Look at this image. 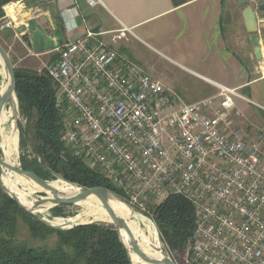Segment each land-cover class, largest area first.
<instances>
[{
  "label": "built area",
  "instance_id": "built-area-1",
  "mask_svg": "<svg viewBox=\"0 0 264 264\" xmlns=\"http://www.w3.org/2000/svg\"><path fill=\"white\" fill-rule=\"evenodd\" d=\"M12 27L11 18L1 25ZM99 37L64 40L46 67L66 147L152 221L150 208L170 196L189 200L190 264H264V130L236 129L235 91L175 106Z\"/></svg>",
  "mask_w": 264,
  "mask_h": 264
},
{
  "label": "crops",
  "instance_id": "crops-1",
  "mask_svg": "<svg viewBox=\"0 0 264 264\" xmlns=\"http://www.w3.org/2000/svg\"><path fill=\"white\" fill-rule=\"evenodd\" d=\"M89 2L24 0L11 7L13 15L7 14L20 28L40 11L36 20L49 36L61 30L63 41L78 40L88 31L99 34L119 55L160 81L175 106L212 98L220 102L222 89L235 91L231 116L236 129L264 130V60L257 61L253 51L261 46L264 58V23L259 33L249 35L235 0H187L178 6L175 0ZM0 45L14 67L29 58L50 63L58 56L54 50L35 54L13 27L0 30Z\"/></svg>",
  "mask_w": 264,
  "mask_h": 264
},
{
  "label": "trees",
  "instance_id": "trees-1",
  "mask_svg": "<svg viewBox=\"0 0 264 264\" xmlns=\"http://www.w3.org/2000/svg\"><path fill=\"white\" fill-rule=\"evenodd\" d=\"M15 73L20 112L34 121V150L52 175L40 169L37 159L22 157V168L46 181L60 177L81 188L104 187L126 201L122 192L89 169L62 141L57 86L48 72L15 69ZM60 208L50 212L60 216ZM150 215L169 252L182 255L193 245L196 212L185 197L170 196L150 208ZM40 218L21 208L0 187V264H133L113 225L92 223L61 229L47 226Z\"/></svg>",
  "mask_w": 264,
  "mask_h": 264
},
{
  "label": "bare ground",
  "instance_id": "bare-ground-1",
  "mask_svg": "<svg viewBox=\"0 0 264 264\" xmlns=\"http://www.w3.org/2000/svg\"><path fill=\"white\" fill-rule=\"evenodd\" d=\"M20 4V3H19ZM16 8V7H15ZM8 13L13 15V9L8 8ZM15 11V10H14ZM16 13V12H15ZM17 15V14H16ZM15 17V16H14ZM15 20V19H14ZM19 25V24H18ZM17 26V25H16ZM20 27V26H19ZM264 63V62H263ZM264 67V66H262ZM263 69V68H262ZM0 76L3 80L0 83V98L4 97L8 93L10 77L6 72L5 65L0 57ZM17 98L14 93L10 95L9 103L6 104L1 116H0V150L3 154V160L11 167L18 168L19 162V136L16 127L17 118ZM0 180L8 191L16 197L19 202L26 208L33 210L37 213L44 214L52 207L54 203L55 196L52 190H48L40 187L36 183L19 176L14 171L4 169L3 173L0 174ZM51 189L55 190L60 198H69L76 196L81 193V190L75 185L69 184L66 181H52L49 182ZM21 187H27L29 191L21 189ZM34 192H42L44 194H52L49 198L43 199L45 204L40 208H36L38 201L31 200L29 194ZM45 208V206H47ZM50 205V206H49ZM84 209L77 217L73 219L56 220L53 223L54 226H67L69 224H84L90 222H102L113 224V221L109 215V212L97 197L93 196L78 203ZM109 205L111 209L115 212L117 216L124 219L129 226L134 238L137 240L143 251L149 256L157 260H163L165 258V252L163 250L162 244L159 239L158 232L155 226L145 218L137 216L132 209L118 201L116 198L112 197L109 200ZM44 208V209H43ZM139 215V214H138ZM58 218V217H57ZM63 218V217H62ZM70 218V217H68ZM143 224H145L143 226ZM121 237L125 245L130 249V257L134 264H145L133 251L131 250V241L128 234L125 231H121Z\"/></svg>",
  "mask_w": 264,
  "mask_h": 264
},
{
  "label": "water",
  "instance_id": "water-1",
  "mask_svg": "<svg viewBox=\"0 0 264 264\" xmlns=\"http://www.w3.org/2000/svg\"><path fill=\"white\" fill-rule=\"evenodd\" d=\"M22 1L24 0H0V30H1V25L7 20H9L10 18L7 14V9L9 7L10 8L15 7L17 3H20ZM235 1L238 3V6L241 10V16L244 22L246 32L249 35H255L259 33L260 25L264 23V0H235ZM186 2L187 0H175V4L177 6L180 4L186 3ZM40 14L41 12L38 11L35 13L36 15V16L34 15L35 17L34 16L28 17L27 23H24V25L21 26L20 28L13 26L15 33L21 36V40L30 49H33L35 54H42L44 52H50V51L56 50L63 43V33L61 30L56 31L55 36H52V35L49 36L47 34L44 27L38 22V20H36V17H38ZM15 17H16V20H19L18 16H15ZM253 51H254V56L256 60L259 62H262L264 60L262 47L259 45L255 46L253 48ZM0 57L2 58V62L5 65L6 72L10 77L8 93L4 97L0 98V116H1L6 104L9 103L10 95L14 93L17 100H18V96H17V89H16L17 82H16L15 67L11 61V58L8 52L1 45H0ZM4 169L14 171L19 176H22L25 179L36 183L40 187L48 189V190H52L55 196V199H54V203L52 207L49 208V210H52L53 208L64 206V205H76L78 203L86 201L90 197H93V196L97 197L99 200H101V202L103 203V205L109 212V215L113 221L112 225L114 226L116 232L118 233L121 242L126 247L129 257H130V249L123 242V239L121 237V231H125L128 234L130 241H131V250L145 264H177V262L174 259H172L171 256L165 251L164 252L166 255L163 260H157L152 257H149L143 251V249L141 248L137 240L134 238L131 230L129 229L127 222L124 219L117 216L115 212L111 209L109 205V200L112 196L116 198L118 201L128 206L130 209H132L131 206L125 200H123L122 198L114 194L111 190L104 188V187H94L91 189H87V188H81L75 185L81 190L80 194L73 196V197H69V198H60L57 192L50 188L49 181L41 179L39 176H37L36 174L32 172L25 171L21 165L18 168L11 167L0 157V174L3 173ZM0 187L10 198H12L16 203H18V205L21 208L25 209L27 212H30L31 214L35 216L41 217L40 219L47 226L51 228H57L56 226L50 224V222H48L45 218H43L40 213H37L33 210H30L24 207L19 202V200L8 191V189L4 186L1 180H0ZM44 204H45V201L40 200L37 202L36 208H40ZM89 224H92V223H89Z\"/></svg>",
  "mask_w": 264,
  "mask_h": 264
},
{
  "label": "rangeland",
  "instance_id": "rangeland-1",
  "mask_svg": "<svg viewBox=\"0 0 264 264\" xmlns=\"http://www.w3.org/2000/svg\"><path fill=\"white\" fill-rule=\"evenodd\" d=\"M15 60V59H14ZM48 62V59H45L44 61L41 59H26L21 66H17L15 65V69H19L22 68L24 70H28L31 71L33 73H41L43 70H46V67L51 63ZM23 67H26L23 68ZM5 80V79H4ZM2 78V76H0V83L5 82ZM17 104H18V109L17 110V118H16V127L18 130V136H19V165L22 166V162H21V158L24 157L29 161H32L33 159H37L38 164H42V159L40 157H38V155L35 153V131H34V121H30L29 119H27L26 117L22 116L21 112H20V107H19V101L17 100ZM22 141H24L25 146L23 147L22 145ZM0 157L3 158V154L2 151L0 150ZM40 169L43 172H49L51 175L52 173L50 172V170L46 167L41 165ZM57 181L59 180H63L62 178L58 177L56 179ZM53 180L49 181L52 182ZM64 181V180H63ZM70 184V183H69ZM73 185V184H72ZM21 189L26 190V193H28L29 191L27 190V187H21ZM52 194H44L42 192H34L29 194V198L31 200H35V201H40L43 200L44 198L47 199L51 196ZM50 206V205H49ZM47 206H45V208H47ZM83 207L79 206V205H64L61 206V208L59 209L60 211L58 212V214H60V216H54V214H52L50 212V210H48L47 212H45L44 214H41V216L43 218H45L48 222H50V224L53 225V223L56 222V220L61 219V220H67V219H73L75 217H77L80 213H82V211L84 209H82ZM44 209V208H43ZM133 212L137 215V216H141L142 218H145L146 220L150 221L156 228L158 235H159V239L160 242L162 244L163 250L165 252H167L172 259H174L177 264H190V257H191V251H192V246L188 248L187 252L182 254V255H176L173 254L171 252L168 251L167 246L162 242L161 240V236L160 233L155 225V223H153L154 221L151 220L150 217H148L147 215L143 214V213H139L136 210H133ZM62 214V215H61ZM139 214V215H138ZM58 217V218H57ZM63 217V218H62ZM70 217V218H68ZM90 223H100V224H104V225H112V224H108V223H102V222H90ZM84 224H89V223H84ZM84 224H78V225H84ZM145 224H143L144 226ZM74 226H76V224H69L68 227L66 226H59L57 228H61V229H71ZM145 227V226H144ZM23 236H25V231L23 229Z\"/></svg>",
  "mask_w": 264,
  "mask_h": 264
}]
</instances>
